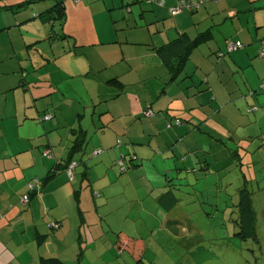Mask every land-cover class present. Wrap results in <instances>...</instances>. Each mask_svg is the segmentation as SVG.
<instances>
[{"label":"crops","instance_id":"crops-1","mask_svg":"<svg viewBox=\"0 0 264 264\" xmlns=\"http://www.w3.org/2000/svg\"><path fill=\"white\" fill-rule=\"evenodd\" d=\"M52 1H40L35 3L37 6L31 8V4L28 5L29 7L23 6L14 17L0 14V133L3 132V135L0 134V139L4 145L0 146V264H37L41 257L51 255H58L67 262L61 244L66 242L72 232L73 226L70 229L68 223L74 224L79 214L75 210V205L66 206L65 201L68 198L72 201L76 189L75 183L78 180L82 182L81 178L83 180L89 178L90 184L94 183L95 189L98 188L97 181H92L94 178L92 179L89 172L85 178L84 171L80 172L77 168L72 184L73 194H68L70 192L68 178L62 172L44 181L41 187H37L32 193L29 205L26 207L20 205L21 196L28 193V182L34 179L44 180L54 169L57 160L61 161L68 157L75 134L84 132L83 139L86 142L84 149L86 150L89 145L88 129L81 122L79 128L71 126L72 137H69V143L64 151L53 147V141L52 145L46 146L45 149H52V159L42 157L45 149L42 150L41 145L35 147L31 143L30 149H27V143L23 145L15 139H7L8 142L5 140L7 131L6 123L3 121L7 120L13 121L11 123H14L13 126L18 130L15 133H21L23 128L27 129L30 125H35V118L44 120L43 126H39L40 132L44 135L58 127L60 122L53 121L54 115L52 116L56 108L55 102L63 101L69 95L62 82H55L54 74H63L65 79L82 76L95 84V99L101 105L98 109H93L92 121L94 126L100 124L105 129L101 132V146L95 147L92 154L99 148L103 150L116 148L118 137L121 139V135H124L126 140L122 138V146L114 150L113 164L122 154L128 157L136 152L142 159L139 147H147L151 151L154 137L156 139L160 135L162 138L159 126L160 123L166 126L165 119L167 124L171 123L174 117L183 121H202L205 122L204 124H209L211 127L208 128L216 132L221 131L223 125L229 127L233 118L240 127L252 123L248 119L249 116H243L244 112L233 114L230 111L228 106L231 103L221 99L223 97L215 94L212 89L207 77L210 71L205 73V68L212 67L210 58L214 56V52L225 53L223 58L227 54L232 55L235 66L244 68L245 61L240 60L239 51L229 53L227 50L230 42L242 41L238 36L243 34L248 40L244 44L250 45L254 41L255 59L252 66L254 74L258 73L253 82L249 75L242 73L247 83L245 88L242 85L228 88L226 82L225 84L228 94L242 91L240 97L245 98L242 99L245 109L253 104L247 90L258 91L253 98L262 109L255 121L261 125L264 118V93L259 92L261 85H264V56L261 54L264 42L263 47L260 45L257 47L255 44V34L256 39H261L263 36L261 32L264 29V0H207L201 5L203 6L201 19H198L200 7L195 10H184L176 16L170 15L169 9L183 0H161L163 1L161 6L158 2L152 3L148 0H135L131 5L130 0H82L76 5L66 2L67 18L61 29L65 38H59L54 32L56 23L32 18L33 14L48 9ZM22 2L24 1L18 3ZM92 3L100 4L91 6ZM94 8L99 11L101 22L107 24L106 28L99 27ZM207 32L211 33L209 37L211 40H207L208 42L201 39V34L205 38ZM183 35H187L193 42H198V46L193 47L191 57L185 58L182 68L179 55L172 60L174 66L170 65L171 62L167 65L166 59L159 55L156 49ZM66 39L67 42H64ZM56 40L60 43L58 52L60 55H56L54 47ZM97 47L112 51L106 52L103 58L95 61L93 49ZM208 55L209 60L204 61L203 59L208 58ZM140 63L143 64V72L140 71L141 67L136 69V64L138 66ZM191 68L196 72L188 73ZM23 70L27 72L24 73V78ZM197 72H203V77ZM32 73L34 80L29 81V74ZM182 75L183 79H191L188 86L190 89L186 93L181 89L173 100L174 94L171 93L170 96V89ZM113 79L118 81L116 85L108 83ZM198 79L202 80L200 88L197 85ZM121 95L128 97L129 109L127 105L124 107V98L120 97ZM183 100L187 101L183 103ZM102 103L106 104L105 109ZM116 103L117 105L114 106ZM28 108L32 110L28 111ZM148 108H152L156 116L147 118L144 112ZM50 111L52 114H49ZM45 116L48 119L45 120ZM218 116L223 119H219ZM117 118L119 124L115 126V123H118ZM95 132L97 133L98 129ZM106 132L107 137L104 139ZM174 132L173 135L181 137L187 134L188 127L186 124L178 126ZM157 133L158 136H155ZM190 135L194 137L195 132L185 138L190 140ZM153 149L157 151L156 147ZM27 150L28 153H25ZM18 154L20 157H17ZM156 154V158H160L159 152ZM111 155L109 154V161ZM75 156L76 153L72 158L77 161ZM145 160L147 158L142 161L137 160V168L142 165L138 171L145 170ZM153 161L155 162V159ZM127 172L129 174V170ZM135 173L138 175V172ZM129 177L130 175L118 178L115 184L128 182ZM148 181L151 187L153 181L152 179ZM156 189L159 188L153 187V191ZM92 190H94L93 186ZM261 190L260 186L259 191ZM63 192L64 198H59L58 194ZM159 194L160 192L156 195L152 193L149 196L150 206H144L143 202L139 205V208L145 210L152 219L155 218L156 213L159 215L162 212V203H159V199L164 197V193L160 196ZM105 196L102 206L106 209L110 201L112 202V197L107 196L106 193ZM69 202L70 200L67 203ZM46 209L48 213L45 212ZM80 210L82 211V208ZM108 211L112 212V210L107 208L106 214L110 217ZM51 220L62 221L61 229L50 237L49 242L39 246L36 230L48 234L47 223ZM125 232L129 235V231ZM125 252L123 251L124 254L120 257L114 256V260L117 259L116 262L119 264L121 262L129 264L130 260L127 262L124 259ZM84 261L81 264H84Z\"/></svg>","mask_w":264,"mask_h":264},{"label":"rangeland","instance_id":"rangeland-1","mask_svg":"<svg viewBox=\"0 0 264 264\" xmlns=\"http://www.w3.org/2000/svg\"><path fill=\"white\" fill-rule=\"evenodd\" d=\"M19 1L22 0H4L1 3L16 4ZM100 3H92L91 6ZM72 4L76 5L75 2H72ZM161 5L162 4H159V6ZM33 6L35 7L37 5L31 3L30 8ZM199 9L201 10L198 19H201L203 6H200ZM94 13L99 27L106 28L107 24L101 22L99 11L94 8ZM0 14H8V16L11 17L17 15V13L12 10L1 11ZM170 15L173 16L172 12ZM55 25L56 29L54 32H56L60 38L62 27L58 22H56ZM50 27L51 26L49 25L48 28ZM261 34L263 35L261 39H256L257 37L255 34V44L257 47H259V45L262 47V43L264 42V29ZM238 38L243 41H239L240 43H246V41H248L246 40V35L243 34L239 35ZM64 42H67V39ZM59 44L60 43L56 40L54 45L56 48V55H60L58 53ZM253 44L254 41L250 45H245L246 47L244 49L238 50L240 60L243 62L245 61L244 68L236 67L232 55L227 53L226 57L221 58L220 60L216 55L211 58L208 55V58L203 59L204 61L209 60V58L211 59L212 67L211 69L210 67L205 68V73L206 71H210V74L207 77L209 78V83L212 86V89L215 91V94L217 93L220 97H223L221 99L228 100L229 103H231L228 108L233 114H236L237 112L241 114L244 111L245 105H242V99L245 98L242 96L240 97V94H242L241 90L232 95L228 94L227 87L235 88V85H242L245 88L247 83L242 77L243 72L251 77L252 82L254 81L258 72L254 74L252 66L255 59V49ZM97 48L93 49L95 61L103 58L106 52L112 51V49L102 50L99 47ZM199 53L203 55L201 52ZM137 67H141L140 71L142 70L143 72V64L140 63L138 66L136 64V69ZM192 72H196V70L191 68V71L188 73ZM24 73L26 74L27 72L23 70V78ZM198 75H202L203 77V72L198 73ZM183 78L184 76L182 75L175 84H172L170 96L171 93L174 94L173 100H175L177 92L181 89L184 90V93L190 89L188 86L191 79L187 80ZM54 79L56 83L60 81L64 84V88L68 91L67 95H69L63 101L56 100L54 113L52 114L51 111L49 112L52 116L54 115L53 121L60 122H57L58 127L53 132H48L44 135V133L42 134L39 130V126L42 127L43 122L39 121V118H35V125H30L27 129L23 128L21 133H15V131L17 132L18 130L13 126L14 123H11L13 121L7 120L3 121L6 123L5 128L7 131V134H5V140L8 142L7 139H15L18 142H22L23 145L27 143V149H30L31 143H33L35 147L41 145L40 148L42 150L45 149L46 146L52 145L53 141V147H58V150L64 151L65 146L69 143V137H72L70 131L71 126L79 128L81 122L83 126L88 129V148L76 153L75 156L77 162L82 163L83 161H86L88 163L89 174L92 176V179L94 178L92 181L94 182V180H96V186H98V188L95 189L94 183L90 184L89 178L84 180L81 178L82 182L78 180V182L75 183L76 189H81L82 192L80 208H82L83 211L84 222H87L88 230L90 226L93 231L92 236L89 231L86 232V230H84V240H86L85 238L87 234L90 243H92L91 240H94L88 251H86L84 264H116V261L110 255L111 253L108 252L107 254L112 239L113 243L117 240L116 235H113V232H111V229L109 228L111 225L114 230L130 231L134 239L142 237L147 244L149 243L145 255V264H264V141L261 139V136L263 135L262 133L264 132L261 131V129H264V118L262 124L259 125L254 122L256 115L251 114L248 119L252 122V125L247 127H238V124H236L233 118L230 125V132L236 130V133L234 134V140H236L235 143L232 139H229L230 136L228 133L226 135L221 133V136L219 137V133L208 128L211 127L209 124L206 126L202 124L203 129L199 131L195 130V135L194 137L190 135V140L185 138L181 141V139L178 138V135H173V133H175L174 130L179 126L174 123L177 121V118L174 117L171 120L173 127H169L167 119H165L166 126H163L161 123L159 126V130L161 129L162 131V138L160 135L158 136L159 133L155 135L158 137L156 139L154 137V144L151 151L147 147H139V154L141 153L140 156L147 158V160L144 161L145 170L138 171L142 168V165L139 168L131 167L129 169V174L127 172L123 176L130 175L128 182H122L118 185L111 184L112 181L119 178L120 170L119 167H117L118 165L112 167L114 150L118 149L105 148L103 153L97 157L92 154L95 147L101 146V132L105 129L100 124L94 126L92 121L93 109H98L101 105L97 99H95V84L82 76L65 79L63 74H54ZM32 80H34L33 73L29 74V81ZM201 82L202 80L198 79V88L201 87ZM127 89L129 92V87ZM248 91L250 90H247V92ZM120 97L124 98V107L127 105V108L129 109V102H127L128 97H125V95H121ZM249 98L255 103L253 97ZM186 101L183 100V103ZM181 104L179 106H181ZM116 105L117 103L114 104V106ZM29 106L31 107L30 104ZM105 107L106 104L104 103L103 109H105ZM27 110L31 111L32 108H28ZM218 117L219 119H223L220 116ZM215 119L219 121L217 118ZM31 121H33V118H31ZM116 122L118 123H115V126L119 124L118 118ZM201 122L189 121L186 125L191 130H194L196 128L192 124L196 123L198 125L201 124ZM45 123H47V121H45ZM96 129H98L97 133L95 132ZM2 133L3 132L0 134L3 135ZM111 133H113V131ZM171 136H173V138H171ZM105 137H107V132L104 139ZM243 137H246L247 139L253 138V141L248 142L247 139H242ZM120 138L126 140L124 135H121ZM49 142H51V144ZM168 142L173 143V147L176 148L178 155L180 153L182 159L185 157V154H188L187 156L191 165H193V158L196 159L198 156L202 155V151H209L207 156L211 157L209 159V162L212 163L210 168L211 174L208 175L206 179H202L199 182L196 179L200 175L196 178L192 174L189 179L196 184L195 190L182 187L180 193L185 196L183 197V203L180 204L171 215H166L164 212H161L159 215L156 213L155 218L152 219L148 213H145V210L139 208V205L143 202L144 206H150L151 198H149V196H151L152 193L156 195L160 192V196L169 189L167 186L177 182H170L169 180H171V176L169 178L165 176L166 172H173V166L175 163L169 162L166 164L167 167L162 166L166 162L165 157L171 154L170 151L167 150V147H169ZM0 146H4L1 139ZM154 147L157 148V151L153 149ZM238 151H240V154H238ZM259 151H261L259 158L257 157L256 160H253L252 158H254L256 152L258 153ZM152 152L154 154H152ZM157 152H159L158 155L160 158H156ZM25 153H28V150ZM109 154H112L110 161ZM64 155H66V152H64ZM18 156L20 157L19 154L17 157ZM26 157H28V155H26ZM154 159L155 162L153 161ZM250 161L254 162L252 167L248 166ZM154 165L157 169L153 167ZM177 165L182 167V163L177 162ZM170 167H172V169H170ZM108 168L112 170L108 171L110 172L109 174H107ZM79 170L80 172H83L85 170L84 165H80ZM135 171L138 172L140 177H138ZM182 172L185 171L183 170ZM205 173L206 171L201 172L202 175ZM245 173L249 175L248 182L245 181ZM100 177L101 181L99 182ZM205 177L206 175L204 178ZM148 179H152L153 181L151 187ZM190 180H188V182H190ZM251 180L252 182H250ZM31 182L34 183L35 179ZM68 184L70 187V192H68V194H73L72 184ZM92 186L94 190L102 192L103 197H95V194L92 192ZM155 186L159 189L153 191V187ZM260 186L262 189L261 191H259ZM200 191H202V193H200ZM186 192L188 194H186ZM241 192H243V194L250 193L253 196V207L257 213V218L259 217L257 221V240L251 238L239 239L240 237L235 236L241 228L238 227L239 223H237V220H239L240 217V209L238 205L242 196ZM105 193L107 196L112 197V202L110 201V204L107 207L112 210V212L108 211L110 217L106 214L107 208L105 209L102 206V202L106 197ZM64 195L65 193L63 192L62 194H58V197L64 198ZM69 200L70 202L67 203ZM65 203L66 206L75 205V210L77 211V214H79L78 204L74 195L72 201L68 198ZM21 207H23L22 204ZM79 219L80 217L78 215V219L75 220L74 224L72 222L68 223L67 226H69L70 229L71 226H73V229L66 242L61 244V246L64 247V250L62 251L66 253L64 258L66 257L69 264H77V256L82 250L79 242L81 235L77 225L80 223L78 222ZM169 220H177V223L171 224L168 227L167 223ZM161 221L163 226H161ZM103 224L104 228H102ZM107 230L108 233L104 234V231ZM102 234H104L103 237H100ZM230 237L233 238L230 239ZM84 243L87 244V240L84 241ZM81 244L83 245V239H81ZM104 249H107L106 253L104 252ZM124 259H126L127 262H129V260L131 262V255L125 252ZM133 262L134 260H132V263ZM121 264H123V262H121Z\"/></svg>","mask_w":264,"mask_h":264},{"label":"trees","instance_id":"trees-1","mask_svg":"<svg viewBox=\"0 0 264 264\" xmlns=\"http://www.w3.org/2000/svg\"><path fill=\"white\" fill-rule=\"evenodd\" d=\"M2 1H4V0H0V2H2ZM40 1H44V0L24 1L22 3H16V4L1 3L0 4V11H11L12 10L14 12H18L19 8L26 6V5L28 6L31 3H37ZM68 1L75 2V4H77V3H80L82 0H80V1H77V0H53L51 3V6L48 9L44 10V12H42V13L33 14L32 18H38V19H41L43 21H47L49 23L58 22V23H60V26L63 27L65 24L66 18H67V13H66L65 7H66V2H68ZM130 1H131V2H129L130 5L132 3H135L134 2L135 0H130ZM148 1H150L152 3L158 2L159 4H163V1H161V0H148ZM184 1H192V0H183V1L179 2L175 7L177 8ZM204 3H205V1L202 4H204ZM175 7L169 9L170 13L172 12L173 9H175ZM184 10H188V9L183 8L180 12H182ZM180 12H178V13H180ZM177 14H175V15L172 14V15L176 16ZM54 35H55V33H54ZM210 35H211V33L207 32L206 35H204L206 37L203 38V35L201 34V39L204 41H207V40L209 41V40H211V38H209ZM60 37L65 38L66 36H65V34H61ZM199 42H200V40H199ZM237 42H239V41H237ZM198 44H199L198 42L191 41V39L187 35H183V36H180L179 38L175 39L174 41H172L166 45L158 47V49H156V50H158L159 55H161L163 58L166 59V62H168L167 65L170 62H171L170 65H173V62H172L173 58L175 56L177 57L179 55L180 56L179 57L180 58V66L182 68L184 65L182 63L185 61V58L189 59L191 57L194 48H196L198 46ZM245 45L246 44L241 43L242 47L235 50V51H238L240 49H244L246 47ZM261 51H262L261 54L264 56V49ZM229 53H231V52H229ZM214 55H216L218 58H223L225 56V53L214 52ZM108 83L110 85H116L118 83V81L116 79H113V80H110ZM249 90H250L249 96L250 97H256L258 91L253 90V89H249ZM259 92H262V94L264 93V85H261ZM261 109H262V107L257 102H255L252 105H249L247 107V109H244V111L242 110L244 112L243 116H250L251 114H254L257 116V114H259ZM144 115L147 118H151V117L156 116V113L152 110V108H149L144 112ZM256 116H255V118H256ZM44 118L46 120L49 118V116H48V118H47V116H45ZM41 119L39 118V121ZM254 122H256V121H254ZM174 123L181 126V125H185V124L189 123V120H185V121L177 120ZM204 123L205 122H201V124H198V125L196 123H193L192 125L196 128L194 130H191L187 126L188 127L187 134L183 135L181 137H178V138H180L182 141V139H184L190 133L195 132V130L196 131L202 130L203 129L202 124L204 126L207 125ZM251 125H252V123L248 126H251ZM168 126L173 127V125L171 123H168ZM220 126H221V122H220ZM221 127L223 129L221 131L217 132V133H219V137L221 136L220 135L221 133L225 134V135L228 133L230 136L229 139H232L233 142L235 143L236 140H234V138H235L234 134L236 133V130L230 132V129H231L230 126L227 127V126L223 125ZM238 127H240V126H238ZM242 127H247V126H242ZM261 131H264V129H261ZM84 134H85L84 132L83 133L81 132L79 134H75V138L73 140L72 147L69 150L68 157L66 159H62L61 161L57 160L54 169L47 174V176L44 180L40 181V180L36 179L34 183L28 182V184H27L28 193L21 196V200H20V203L23 205V207L24 206L26 207L27 205L30 204L32 193L36 190L37 187H41L44 181H48V180L52 179L53 177H55L56 175H58L62 172H64V174L67 175L68 183L73 184L77 168H79L80 165H84L85 170L83 172V175L85 176V178L87 177L86 175L89 172L88 163L86 161L79 163V162L73 160V158H72V156L75 153L85 150L84 147H85L86 142L83 139ZM262 134L263 135L261 136V139L264 141V132ZM242 139H247V138L243 137ZM247 141L252 142L253 138L247 139ZM177 143H178V141H177ZM122 144H123L122 140L118 139L115 147L120 148L122 146ZM168 145H169V147H167V150L170 151L171 154H169L167 157H165L166 162L162 166L167 167L166 164L169 162L175 163L173 166V172L168 171L165 173V176L167 178H169L171 176V178H170L171 180H169L170 182L171 181H177V182H174V184L172 183L169 186H167V187H169V189H167V191L164 192V197L162 196L161 199H159V203H162V212H164L166 215H171V213L177 207H179V205L182 204L184 201L183 197H185V196L180 193V190L182 189V187L183 188H191L192 190H195L196 184L194 182H192L189 179V177H191L192 174L196 178L200 175L196 179L198 182L202 179H206L207 176L211 174L210 168H211L212 163L209 162V159L211 157L207 156L209 151L208 152L202 151V153H203L202 155L198 156L196 159H194V158L192 159L193 165H191V162L187 156L188 154H185V157L182 159L181 155L180 156L178 155L176 148L173 147V143H168ZM103 151L104 150L101 148L96 149L93 152V156L97 157V156L101 155L103 153ZM260 152L261 151H259L258 153L256 152L254 158H252V159L256 160L257 157L259 158ZM238 154H240V151H238ZM42 157L45 159H52L53 153L51 150L45 149L42 153ZM142 159H144V158L142 157ZM142 159L139 158V156L137 155L136 152L132 153V155H129L128 157H126L122 154L121 157H119L117 159L116 163H114L112 167H114L115 165L116 166L118 165L117 167H119V170H120L119 171V179H120L121 177H123L125 175V173H127V171L130 169V167H136L137 168L138 165L136 164V160L142 161ZM177 162L182 163V167H179L177 165ZM73 165H75V166H73ZM253 165H254V162L250 161L248 163V166H250V167H252ZM153 167L157 169V167H155V165ZM170 169H172V167H170ZM183 170L185 172H182ZM108 171H112V170H110L108 168L107 174L110 173ZM176 171H177V173H176ZM204 171H206V173L202 175L201 172H204ZM216 172H218V171H216ZM69 173H71V174H69ZM205 175H206V177L204 178ZM248 176L249 175H247V173L244 174V178H245L246 182H248ZM117 179L115 181H112L111 184H115L117 182ZM188 180H190V182H188ZM250 182H252V180ZM164 186L166 187L165 184H164ZM92 191L95 194V197H97V198L98 197L100 198L103 194L102 192H100L98 190L97 191L92 190ZM80 193H81V189H79V190L75 189L74 190V196H75V199H76L77 204H78L79 217H80V219L78 220V222H80V223L77 225L79 227V233L81 235V239H83V245L81 244V239L79 240L80 248L82 247L81 248L82 250H81V253L77 256V264L83 263V261L86 259V251H88V249L90 248V246L94 242V240H91L92 243H90V241L88 239V234H87V236L85 238L87 240V244L84 243V241H86V240H84V237H85L84 230H86V232L89 231V233L92 236H93V231H92L90 226H89V230H88V226H87L88 224H87V222H84L83 212L80 210ZM200 193H202V191H200ZM186 194H188V193L186 192ZM241 194H242V196L240 199V203L238 205V207L240 209V217H239V220H237V223H239L238 227H241V228L239 229V232L237 234H235V236L240 237L239 239L251 238V239L257 240V236H258V234H257V232H258L257 231V221H258L259 217L257 218V213L253 207V205H254L253 196L250 193L243 194V192H241ZM120 196L123 197L122 195H120ZM178 196H181L182 198H180ZM162 198H163V200H162ZM25 199L27 200L26 202H25ZM180 199H182V200H180ZM45 212L48 213V209H46ZM176 221L177 220H174V221L169 220L167 223V226L169 227L171 224H176L177 223ZM61 223H62V221H57V220L49 221L47 223V227L49 230L48 234H42L36 230L35 235H36V240H37L38 245L42 246L43 244L49 242L50 237L53 234H55L58 230L61 229V226H62ZM160 223H161V226H163L162 221ZM102 228H104V224H103ZM109 228L111 229V232H113V235H116L117 240L113 243V239H112V242L109 244L108 250L104 249V252L106 253V250H107V254H108V252H110L111 253L110 255L114 258V256L120 257L122 254H124V253H122L123 251H126V252L128 251V253L131 255L132 260H134L133 263L130 262L129 264H145V255H146L147 246L149 245V243L147 244L145 239H143L142 237L134 239L132 237L130 231H129V235H127L124 230H122V231L121 230L119 231L117 229L114 230L112 225ZM107 233H108V230L104 231V234H107ZM104 234H102V236H100V237H103ZM141 236H143V235H141ZM106 238H107V235H106ZM232 238L230 237V239H232ZM95 242H96V240H95ZM101 248H103V247H101ZM37 264H69V263H67L63 259L59 258L58 255H51L48 257H41L40 260L37 262ZM116 264H119V263L116 262Z\"/></svg>","mask_w":264,"mask_h":264},{"label":"built area","instance_id":"built-area-1","mask_svg":"<svg viewBox=\"0 0 264 264\" xmlns=\"http://www.w3.org/2000/svg\"><path fill=\"white\" fill-rule=\"evenodd\" d=\"M80 1V0H77ZM206 1V0H192V1H184L183 3H181L177 8L175 7V9L172 10V14H177L178 12H180L183 8L184 9H188V10H195L198 9L202 3ZM241 43L240 42H235V43H231L227 46V50L229 52L235 51L239 48H241ZM75 166V165H73ZM71 174V173H69ZM31 187V186H30ZM27 200L25 199V202Z\"/></svg>","mask_w":264,"mask_h":264}]
</instances>
